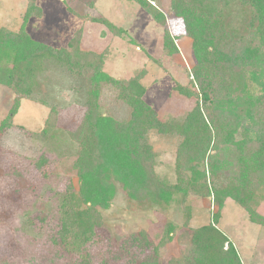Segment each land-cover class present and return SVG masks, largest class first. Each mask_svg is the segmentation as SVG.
Wrapping results in <instances>:
<instances>
[{"label":"rangeland","instance_id":"374dc122","mask_svg":"<svg viewBox=\"0 0 264 264\" xmlns=\"http://www.w3.org/2000/svg\"><path fill=\"white\" fill-rule=\"evenodd\" d=\"M150 5L161 16L154 17L135 0H0V29L22 30L33 41L54 49L66 48L79 38V50L101 56L103 72L119 80H136L143 87L142 100L160 121L179 123L201 102L189 83L195 65L191 41L185 36L182 19L173 13L172 0L150 1ZM28 10L30 17L24 19ZM165 30L176 48L169 47V54H164L162 45ZM85 85L83 75L72 76L49 62L36 76L35 99L19 100L18 110L10 117L15 94L0 84V263L139 264L156 249V264H264V226L252 223L250 214L234 200L222 198L223 206L218 208L213 196L189 192L184 198L170 192L162 198L150 188L128 195L119 186L110 207L100 211L102 227L94 228L80 254L68 253L57 238L60 225L55 211L44 206L54 196L52 189L62 192L69 185L77 187L74 153L68 138L65 141L60 133L73 131L80 122L87 98ZM251 85L248 92L256 95L259 86ZM177 86L194 96L179 93ZM100 91V113L127 121L130 110L117 98L118 88L101 84ZM35 100L48 101L59 110L46 141L41 139L48 104ZM180 141L178 136L152 134L157 183H176ZM41 157L45 162L38 166ZM184 174L189 177L188 172ZM226 177L217 173L209 186H224ZM183 186L187 188L186 183ZM44 192L42 202L35 206ZM251 208L257 219H264V188L256 193ZM25 211L31 213V229L25 228ZM215 213V227L225 235L234 254L225 253L227 244L220 257L208 250L200 255L191 248L193 232L208 226ZM166 230H170L167 238ZM140 231L147 235L146 246L132 241V235Z\"/></svg>","mask_w":264,"mask_h":264},{"label":"trees","instance_id":"16d2710c","mask_svg":"<svg viewBox=\"0 0 264 264\" xmlns=\"http://www.w3.org/2000/svg\"><path fill=\"white\" fill-rule=\"evenodd\" d=\"M135 1L154 17L161 16L150 5V1L157 0ZM172 8L191 41L195 65L189 83L201 98L179 123L160 121L142 100L143 87L136 80H119L103 72L101 56L79 50V38L66 48L54 49L33 41L22 30L0 29V84L15 94L10 117L18 110L19 100L35 99L36 76L47 63L56 64L72 76L87 78L84 114L73 131L60 133L65 141L68 138L74 153L77 187L69 185L62 192L52 189L54 196L44 206L55 211L54 218L60 225L57 238L68 253L80 254L94 228L102 227L100 211L110 207L117 186L128 195L150 188L152 194L162 198L170 192L184 198L189 192L213 196L218 208L223 206L222 198H230L250 214L252 223L264 226V219H257L251 208L256 193L264 188V0H172ZM29 10L24 19L30 17ZM97 21L113 27L105 19ZM162 45L164 54H169V47L176 50L166 30ZM252 82L260 89L256 95L248 92ZM101 84L118 88L117 98L130 110L127 121L119 122L100 113ZM176 90L194 96L181 86ZM209 93L219 97L212 99ZM35 102L48 104L44 100ZM48 108L41 141H46L59 111L51 104ZM152 134L181 138L175 157L178 178L173 185L157 183ZM44 162L41 157L38 166ZM217 173L227 175L226 184L220 188L209 186ZM44 194L39 195L35 206ZM30 214L25 211L23 216L25 228L31 229ZM217 222L215 213L208 226L193 232L191 248L199 250L196 253L202 255L208 250L219 256L227 244L225 253L234 254L225 235L215 227ZM168 233L170 230L165 231L166 238ZM132 241L149 244L141 231L132 235ZM155 253L156 249L139 264H156Z\"/></svg>","mask_w":264,"mask_h":264}]
</instances>
